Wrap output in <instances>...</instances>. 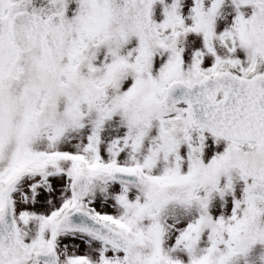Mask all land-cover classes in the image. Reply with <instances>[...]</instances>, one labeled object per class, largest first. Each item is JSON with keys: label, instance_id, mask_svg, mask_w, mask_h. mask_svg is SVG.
I'll list each match as a JSON object with an SVG mask.
<instances>
[{"label": "snow or ice", "instance_id": "snow-or-ice-1", "mask_svg": "<svg viewBox=\"0 0 264 264\" xmlns=\"http://www.w3.org/2000/svg\"><path fill=\"white\" fill-rule=\"evenodd\" d=\"M0 264H264V0H0Z\"/></svg>", "mask_w": 264, "mask_h": 264}]
</instances>
